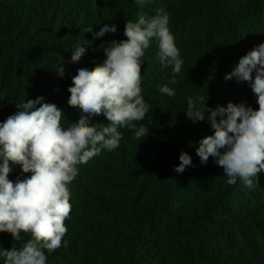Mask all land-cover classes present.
Listing matches in <instances>:
<instances>
[{
  "label": "trees",
  "instance_id": "16d2710c",
  "mask_svg": "<svg viewBox=\"0 0 264 264\" xmlns=\"http://www.w3.org/2000/svg\"><path fill=\"white\" fill-rule=\"evenodd\" d=\"M157 6L169 14L184 61L177 83H170L171 68L160 66L153 38L141 64L149 112L140 123L149 134L138 141L132 129H120L119 148L78 166L68 186V231L61 247L45 250L46 264H264V171L251 189L239 178L227 184L215 159L202 164L196 153L214 131L208 112L196 122L185 115L189 98L198 106L207 98L208 108L230 101L258 107L248 82L225 75L264 42V0H0V122L37 96L63 109L65 126L75 122L81 111L67 103L72 76L102 63L98 46L126 39V21L150 17ZM102 24L116 25V33L93 37ZM89 41L72 63V48ZM165 84L174 97L160 93ZM90 120L97 127L107 123L102 114ZM182 151L192 164L177 173ZM10 166L13 182L30 175ZM30 238L21 233L16 241L0 232V246L19 248Z\"/></svg>",
  "mask_w": 264,
  "mask_h": 264
},
{
  "label": "clouds",
  "instance_id": "9594fccd",
  "mask_svg": "<svg viewBox=\"0 0 264 264\" xmlns=\"http://www.w3.org/2000/svg\"><path fill=\"white\" fill-rule=\"evenodd\" d=\"M136 2L144 5L153 0ZM91 31L89 26L86 32ZM116 31V25L102 24L93 37ZM124 36L126 39L119 42L113 39L100 44L103 62L79 68L72 76L67 103L81 111L75 122L65 126L63 109L43 102V96L16 104L19 110L0 122V232L10 233L16 241L21 240V233L31 237L19 248L0 246L2 264H46L45 250L50 253L61 247L68 231L65 221L72 207L68 186L77 177L78 166L102 150L119 148L123 139L120 129H132L138 141L149 134V128L140 123L149 112L142 95L141 64L153 38L160 66L170 67V83H177L184 61L170 31L165 7L157 6L150 17L141 13L135 22L126 21ZM90 44L91 41L79 43L72 48L71 62H79L86 52L84 45ZM61 61L56 71L62 77L65 69ZM233 77L249 83L257 108L231 101L226 106L208 108L207 98H201L199 106L189 98L185 115L196 122L203 121L208 112L214 131L203 137L196 148L201 163L213 157L223 169L227 184H235L239 178L251 189L258 186V174L264 171V42L241 56L225 75V79ZM159 91L168 97L176 95L167 84ZM101 114L107 123L97 127L90 118ZM179 161L174 169L177 173L192 164L191 157L183 151ZM10 165H19L30 175L13 182L8 179Z\"/></svg>",
  "mask_w": 264,
  "mask_h": 264
}]
</instances>
